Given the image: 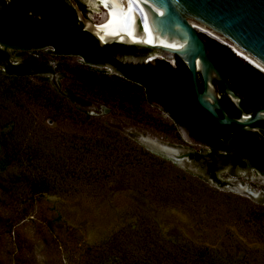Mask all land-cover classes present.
Masks as SVG:
<instances>
[{"label": "trees", "instance_id": "obj_1", "mask_svg": "<svg viewBox=\"0 0 264 264\" xmlns=\"http://www.w3.org/2000/svg\"><path fill=\"white\" fill-rule=\"evenodd\" d=\"M71 10L63 0H0V103L24 97L44 105L56 119L63 107L76 103L50 85L37 86L29 81L52 74L39 55L44 50L49 55L56 52L58 41L63 40L62 33L47 27L49 43L46 47L38 44L43 35L38 28V11ZM64 23L66 35H70L74 21ZM200 36L209 59L241 99L243 111L254 114L264 107V75L230 48ZM76 38L95 57L110 59L111 55L136 49L119 44L100 47L88 32L78 33ZM11 53L28 57L12 63ZM118 66L129 75L105 76L83 67L69 71L83 89L104 101L116 102L136 119H146L145 106L167 105L176 123L184 125L197 145L207 149L204 155L188 157L203 162L209 169V179L219 187L223 184L215 176L216 167L225 166L237 155L258 162L264 170L262 146L258 145L259 152L254 153L257 144L251 140L253 132L238 134L234 130L231 145L220 147L224 143H217L218 134L232 128L219 127L197 105L189 91L190 74L181 60ZM215 84L225 112L237 119L239 113L222 84ZM78 118L82 136L71 140L46 134L25 138L23 130L12 125L0 130V196L4 202L55 196L68 201L78 195L89 202L107 201L106 209L113 217L110 225L98 230L93 226L87 231L95 239L93 264H264V207H248L244 200L220 194L88 114ZM261 123L264 126V121ZM168 216L181 217L186 223H174Z\"/></svg>", "mask_w": 264, "mask_h": 264}, {"label": "rangeland", "instance_id": "obj_2", "mask_svg": "<svg viewBox=\"0 0 264 264\" xmlns=\"http://www.w3.org/2000/svg\"><path fill=\"white\" fill-rule=\"evenodd\" d=\"M21 55L22 61L28 57L27 54ZM39 58L51 68L52 74L31 77L29 81L37 86L50 85L76 103L63 107L61 116L56 119L44 105L24 97L9 103L1 102L0 130L12 125L23 130L25 138L46 134L47 137L61 136L63 140H71L82 136L83 126L78 117L88 114L95 122L103 123L137 147L170 161L180 171L216 189L211 179L140 146V141H144L156 143V149L161 150L207 153V149L192 143L179 127L170 130L171 123L155 106H145L143 113L146 119L143 116L138 120L123 112L116 102L104 101L77 83L69 70L85 68L79 65V59L54 57L45 52H40ZM108 73L113 76L111 70ZM10 172L13 174L15 171ZM247 184L250 190L264 196V188ZM216 190L226 197L244 200L248 207H264V204L251 202L250 196ZM3 200L0 196V264H93L95 239L93 233L87 231L93 226L97 230L102 229L110 225L113 218L106 209L107 201L98 199L89 202L83 195L68 201L56 196L36 200L19 198L10 204ZM168 218L174 223H186L178 216Z\"/></svg>", "mask_w": 264, "mask_h": 264}, {"label": "water", "instance_id": "obj_3", "mask_svg": "<svg viewBox=\"0 0 264 264\" xmlns=\"http://www.w3.org/2000/svg\"><path fill=\"white\" fill-rule=\"evenodd\" d=\"M79 20L100 47L119 44L152 53V60L174 63L178 58L187 68L197 105L219 127H236L257 132L251 126L264 121V110L254 115L241 108V99L209 59L200 35L230 48L244 62L264 75V0H80L86 7L84 18L72 0H68ZM12 63L22 62V55L11 53ZM129 61L128 59L125 60ZM50 75V74H49ZM198 77L201 79L200 90ZM216 83L236 107L239 117L230 118L219 102ZM187 137L185 130L181 129ZM145 147L207 178L206 165L188 157L205 152L156 149V143L140 141ZM216 189L251 197L264 204V196L248 188V183L264 188V182L250 171H221Z\"/></svg>", "mask_w": 264, "mask_h": 264}, {"label": "flooded vegetation", "instance_id": "obj_4", "mask_svg": "<svg viewBox=\"0 0 264 264\" xmlns=\"http://www.w3.org/2000/svg\"><path fill=\"white\" fill-rule=\"evenodd\" d=\"M63 1H65V3H67L73 9V7L71 6L68 0H63ZM72 1L79 9V12L81 13V15L84 18H88V13H87V9L85 5L80 0H72ZM45 12L46 11H38V14H37L38 15L37 20L40 21V27L38 28L43 32V35L40 37V39L37 40L38 44L43 47H46L47 44L49 43V38L47 35L48 31L46 30L47 27H49L48 28L49 30L57 31L63 34V40L58 41V50H56V52L50 51L51 56L76 58L81 61V63L79 64L80 66H84L85 68L95 69L98 71V74L105 75V76H109L108 71L111 70L112 75L118 76V77H124L125 75L126 76L129 75V73H126L124 69L118 66L119 64L120 65H133V66L148 65V64L153 65L155 63V60H159V59L152 60L150 58L151 57L150 55H152L151 52L145 51V50H138V49H135L134 51H128L123 54L119 53V54L111 55L110 59L105 58V57H95L93 56V54H90L89 52L84 50L82 46V42L76 38V35L78 33L87 32V31L84 30V24L79 20V17L76 11H74V9L73 11L72 10L71 11H51L50 13H45ZM68 21L69 22L74 21V25H70L69 23H67L71 26L70 32H69L71 33L70 35H68V33L66 35L68 28L66 29L64 27V24H66L64 22H68ZM69 45L74 46V47H71L70 49L65 48L66 46H69ZM44 52H47V50H44ZM127 59L133 62H126L125 60ZM198 82H201V79L199 77H198ZM201 88H202V82H201ZM189 91L191 94L194 95L192 89H189ZM194 98H195V95H194ZM153 106H155L158 109L159 113L165 115L171 124H173L175 127H179L180 129L185 130L187 133V138H189L192 141V143L197 145V142L193 138L190 137V134L187 128L180 123H176L172 114H170V111L168 110L167 105L159 104L156 106V104H154ZM259 110H264V107H260L257 111ZM254 114H251V115H254ZM261 122L262 121L257 122L251 126L252 128L258 129L257 132L256 131L253 132L255 135L251 138V140L257 144L256 148L254 149V153L259 152L260 146L258 148V145H261L262 154L264 155V126H262ZM229 128H232L233 130L226 129L227 131L224 130L223 132H220L218 134L217 143L218 142L224 143L222 146L220 145V147H229L231 145L232 138H234L236 135L234 130H237L238 134H241L242 132H244V130H241L236 127H229ZM229 133L231 135V138H228ZM232 160L233 161H227L226 162L227 164L225 166L218 165L216 167L217 170L215 172V176L217 177L218 171L219 172L221 171L231 172L234 170L250 171L251 173H253L255 176H257L260 180L264 182V170L260 169L259 164H257L258 162L255 163L253 161L250 162L248 159L238 158V155L232 158ZM208 170L209 169L205 167L206 173H208Z\"/></svg>", "mask_w": 264, "mask_h": 264}]
</instances>
